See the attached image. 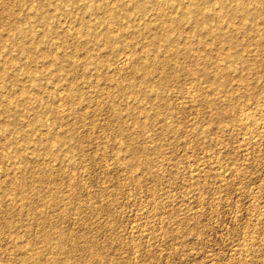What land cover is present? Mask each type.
<instances>
[{
    "label": "rangeland",
    "instance_id": "obj_1",
    "mask_svg": "<svg viewBox=\"0 0 264 264\" xmlns=\"http://www.w3.org/2000/svg\"><path fill=\"white\" fill-rule=\"evenodd\" d=\"M0 264H264V0H0Z\"/></svg>",
    "mask_w": 264,
    "mask_h": 264
},
{
    "label": "bare ground",
    "instance_id": "obj_2",
    "mask_svg": "<svg viewBox=\"0 0 264 264\" xmlns=\"http://www.w3.org/2000/svg\"><path fill=\"white\" fill-rule=\"evenodd\" d=\"M40 3H41V2H40ZM40 3H39V4H40ZM39 6H40V5H39ZM139 7H140V6H139ZM39 8H40V7H39ZM40 9H41V8H40ZM39 11H40V10H39ZM199 11H200V10H199ZM203 14H204V13H203ZM234 14H235V13H234ZM12 15H13V14H12ZM113 17H115V18H116V17H117V15L113 14ZM180 19H181V18L179 17L178 21H180ZM218 26H219V25H218ZM18 33H19V32H18ZM110 33H111V32H110ZM17 35H18V34H17ZM106 36H107V35H106ZM5 107H6V106H5Z\"/></svg>",
    "mask_w": 264,
    "mask_h": 264
}]
</instances>
